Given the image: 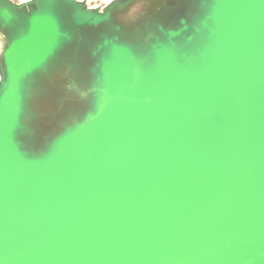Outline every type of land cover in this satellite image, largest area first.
<instances>
[{
    "label": "water",
    "instance_id": "95a60500",
    "mask_svg": "<svg viewBox=\"0 0 264 264\" xmlns=\"http://www.w3.org/2000/svg\"><path fill=\"white\" fill-rule=\"evenodd\" d=\"M0 0V264H264V0Z\"/></svg>",
    "mask_w": 264,
    "mask_h": 264
},
{
    "label": "bare ground",
    "instance_id": "6f19581e",
    "mask_svg": "<svg viewBox=\"0 0 264 264\" xmlns=\"http://www.w3.org/2000/svg\"><path fill=\"white\" fill-rule=\"evenodd\" d=\"M16 3H22L29 0H10ZM79 2L85 3L89 7H95L100 10H103L105 7L111 5L115 1L119 0H77ZM147 0H132L130 5L127 8V12L123 13L122 17L126 19H131L132 17L137 16L145 7ZM5 46V37L0 31V59L1 53Z\"/></svg>",
    "mask_w": 264,
    "mask_h": 264
}]
</instances>
